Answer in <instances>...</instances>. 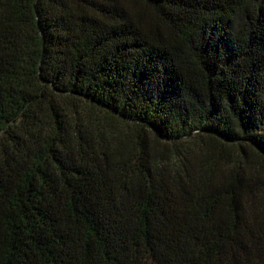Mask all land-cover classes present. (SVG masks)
Returning a JSON list of instances; mask_svg holds the SVG:
<instances>
[{"label":"trees","instance_id":"1","mask_svg":"<svg viewBox=\"0 0 264 264\" xmlns=\"http://www.w3.org/2000/svg\"><path fill=\"white\" fill-rule=\"evenodd\" d=\"M0 264H264V0H0Z\"/></svg>","mask_w":264,"mask_h":264}]
</instances>
